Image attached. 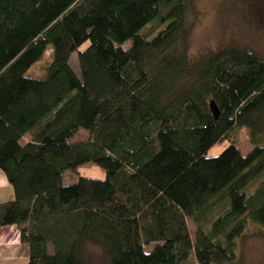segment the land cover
I'll return each instance as SVG.
<instances>
[{
  "label": "trees",
  "instance_id": "1",
  "mask_svg": "<svg viewBox=\"0 0 264 264\" xmlns=\"http://www.w3.org/2000/svg\"><path fill=\"white\" fill-rule=\"evenodd\" d=\"M187 6L0 0V228H16L26 264H87L90 247L105 264H243L235 240L264 229V148L207 153L261 131L264 59L229 47L189 64ZM47 45L45 77H25ZM85 163L105 177L64 184Z\"/></svg>",
  "mask_w": 264,
  "mask_h": 264
},
{
  "label": "rangeland",
  "instance_id": "2",
  "mask_svg": "<svg viewBox=\"0 0 264 264\" xmlns=\"http://www.w3.org/2000/svg\"><path fill=\"white\" fill-rule=\"evenodd\" d=\"M186 47L189 64L203 59L207 54L218 49L239 48L251 51L264 59V0H188L186 13ZM84 43L79 50L87 46ZM53 58V48L47 45L43 55L25 72L28 78L42 79L46 75L45 67ZM68 64L73 73L79 77L76 52ZM88 134L79 130L73 141H85ZM228 144H234L241 155H246L254 146L264 148V121L262 129L253 137L248 128L235 129L227 139L216 143L209 149L207 157L218 155ZM264 175V174H263ZM262 175V176H263ZM78 176L103 179L105 171L92 163H85L75 171L64 174V184L73 183ZM264 179V178H263ZM256 180L248 189L251 193L258 185ZM195 225L186 219L184 231L192 238ZM237 252L241 254L243 264H264V229L247 223L242 236L235 240ZM152 246L144 247L149 252ZM213 251L206 256L213 255ZM197 257V256H196ZM87 264H105L95 247L87 250Z\"/></svg>",
  "mask_w": 264,
  "mask_h": 264
},
{
  "label": "crops",
  "instance_id": "3",
  "mask_svg": "<svg viewBox=\"0 0 264 264\" xmlns=\"http://www.w3.org/2000/svg\"><path fill=\"white\" fill-rule=\"evenodd\" d=\"M12 198V190L0 170V202ZM27 248L21 244L14 226L0 228V264H26Z\"/></svg>",
  "mask_w": 264,
  "mask_h": 264
},
{
  "label": "water",
  "instance_id": "4",
  "mask_svg": "<svg viewBox=\"0 0 264 264\" xmlns=\"http://www.w3.org/2000/svg\"><path fill=\"white\" fill-rule=\"evenodd\" d=\"M208 108H209V111L211 113V115L213 116V118L216 120L218 118V115H219V112H218V109L214 103V101H210L208 103Z\"/></svg>",
  "mask_w": 264,
  "mask_h": 264
}]
</instances>
